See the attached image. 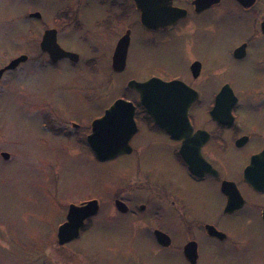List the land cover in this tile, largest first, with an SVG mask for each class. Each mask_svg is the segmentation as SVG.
I'll return each instance as SVG.
<instances>
[{
  "label": "flooded vegetation",
  "instance_id": "flooded-vegetation-1",
  "mask_svg": "<svg viewBox=\"0 0 264 264\" xmlns=\"http://www.w3.org/2000/svg\"><path fill=\"white\" fill-rule=\"evenodd\" d=\"M56 1L46 18L37 9H27L20 12L21 19L43 23L42 37L48 31L56 33L59 46L77 56L53 62L41 49V37L38 54L22 51L0 67L2 71L24 57L17 66L6 69L0 81L10 72L57 68L63 62L70 69L80 67L98 76L95 68L104 61L113 74H125L133 32L138 26L150 35L151 44L172 41L176 61L172 75L164 78L157 72H148L142 82L158 79L176 83L175 95L185 97L187 119L172 122L170 133L154 122L141 104L139 93L128 87L133 97L126 101L135 107L136 131L129 140L130 151L106 161L134 158L136 173L115 193L111 215L132 218L134 229L142 231L134 232L133 237L141 242L149 239L155 246L154 256L173 250L184 264H264V0H167L173 12L172 23L150 28L142 24L134 0ZM156 3L157 0L145 2V12L158 13ZM87 14L93 18L90 27L82 21ZM71 31L84 33L79 39L85 50L61 41L62 37L68 40ZM89 35L97 36L91 44L85 42ZM127 37L125 65L117 72L114 65L119 63L120 48ZM102 41L106 42L108 54L101 59L97 57V45ZM125 80L128 86L136 78L126 76ZM180 102L178 98L173 100L178 112L183 110ZM111 106L81 121L62 120L47 112L40 123L59 146H85L93 160L100 161L88 137L93 122L104 117ZM143 132L160 137L137 144L135 138ZM41 143L49 144L45 140ZM148 151L162 159L159 171L146 164ZM10 158L9 155L6 160ZM167 166L174 167V173ZM209 192L217 197L218 206L204 211L193 208L199 198L203 201L196 207L206 202ZM92 200L96 199L79 205ZM97 201L98 213L86 220L76 240L93 227L92 219L101 209ZM168 212L171 215L167 216ZM170 223L181 234L179 242L170 232ZM159 233L169 237H163L168 242H160ZM136 259L130 257L129 261Z\"/></svg>",
  "mask_w": 264,
  "mask_h": 264
},
{
  "label": "rangeland",
  "instance_id": "rangeland-1",
  "mask_svg": "<svg viewBox=\"0 0 264 264\" xmlns=\"http://www.w3.org/2000/svg\"><path fill=\"white\" fill-rule=\"evenodd\" d=\"M56 2L0 0V67L22 51L32 55L40 52L43 23L24 22L20 12L37 9L46 18ZM90 16L82 18L87 27L93 19ZM81 35L84 33L71 31L69 39L62 37L61 41L85 50ZM95 37L89 35L85 42L91 44ZM149 39L140 26L135 28L125 74H113L104 61L95 68L98 76L80 67L70 69L63 62L57 68L10 72L0 81V264H184L173 250L154 256L155 246L149 239L141 242L133 237L134 232L142 231L134 229L132 218L111 215L115 193L135 176L134 158L95 161L85 146H59L40 123L47 112L62 120L81 121L101 114L117 100H131L133 93L128 91L126 76L135 77L137 83H143L148 72L171 76L176 69L172 41L156 45ZM97 46V57L105 58L106 42ZM159 137L143 132L135 141L142 144ZM42 140L49 144L42 145ZM2 153L11 158L3 159ZM146 164L159 171L163 162L148 151ZM166 169L174 173V167ZM88 199L101 203L99 214L92 219L93 227L81 239L60 247L57 229L65 221L68 207ZM198 200L193 206L198 211L218 206L213 192L200 207L196 206L203 199ZM170 227L179 242L180 232L171 223ZM135 256L136 260L129 261Z\"/></svg>",
  "mask_w": 264,
  "mask_h": 264
},
{
  "label": "water",
  "instance_id": "water-1",
  "mask_svg": "<svg viewBox=\"0 0 264 264\" xmlns=\"http://www.w3.org/2000/svg\"><path fill=\"white\" fill-rule=\"evenodd\" d=\"M209 1L210 0H201ZM138 10L141 12V22L147 27H166L172 23L173 12L167 7V0H157L156 14H149L145 12L144 3H151V0H134ZM243 2V0H240ZM160 8V9H159ZM120 48L121 55L118 58L119 63L114 65V69L119 72L123 70L126 61L127 42ZM41 49L47 52L53 62L65 57H74L75 54L64 51L57 42V36L54 32H46L42 38ZM24 57L16 59L11 64L0 71V77L6 69H12ZM176 83H165L158 79H151L148 82L137 83L131 81L128 87L136 90L141 97V104L147 109L154 122L160 127L172 133V122L179 120V122L186 121L187 105L183 103L185 97L182 95L176 96ZM178 98L180 106L183 110L176 111L174 109L173 100ZM135 107L132 103L118 100L106 112L104 117L96 120L92 124V133L88 137V142L92 150L95 152L100 161H106L119 154L128 153L129 140L136 131V124L134 121ZM177 117V119L175 118ZM5 159L9 156L3 154ZM99 211V202L93 200L82 205H70L67 213L66 222L58 229L57 239L60 246L69 244L77 239L80 230L84 228L87 219L95 216ZM160 242H168L163 237L165 234L159 233Z\"/></svg>",
  "mask_w": 264,
  "mask_h": 264
}]
</instances>
